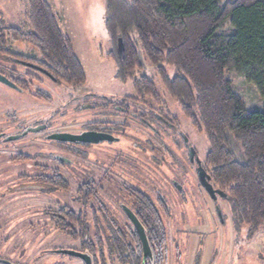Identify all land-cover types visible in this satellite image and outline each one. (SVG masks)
Listing matches in <instances>:
<instances>
[{
	"label": "rangeland",
	"instance_id": "rangeland-1",
	"mask_svg": "<svg viewBox=\"0 0 264 264\" xmlns=\"http://www.w3.org/2000/svg\"><path fill=\"white\" fill-rule=\"evenodd\" d=\"M46 1L72 41L87 84L81 88L56 84L38 72L0 59L4 74L14 72L12 77L28 87L20 92L0 82V132L11 137L44 127L18 140H0V264H84L54 253L82 247V237L71 234L79 232L78 225L66 214L89 224L87 242L93 243L98 264H124L110 253L109 227L123 233L127 250L138 253L134 226L121 206L135 210L140 193L163 217L167 235L164 264H264V227L249 237L247 228L234 220L226 200L213 201L200 186L197 164L189 162L179 132L188 137L201 163L209 153V142L167 95L151 66L146 64L138 77L145 75L157 84L162 104L146 98L145 102L136 99L138 105L128 102L127 111L116 107L125 97L136 96L133 83L123 84L114 62L106 58L111 46L100 22L105 0ZM27 12L28 0H0V29L29 33ZM4 35L15 56L41 59L34 46L13 41L7 32ZM167 72L174 74L172 67ZM226 75L248 108L264 109V97L253 85L233 69ZM151 108L177 118L176 132L155 123L160 134L155 137L138 119H149ZM105 123L119 125L115 133L119 141L69 146L49 139L55 133L82 135ZM56 156L70 164L56 161Z\"/></svg>",
	"mask_w": 264,
	"mask_h": 264
},
{
	"label": "trees",
	"instance_id": "trees-1",
	"mask_svg": "<svg viewBox=\"0 0 264 264\" xmlns=\"http://www.w3.org/2000/svg\"><path fill=\"white\" fill-rule=\"evenodd\" d=\"M105 5L100 22L111 46L106 58L114 62L116 76L123 84L133 83L136 96L125 97L116 107L127 111L128 102L138 105L136 99L145 102L146 98L162 104L157 84L145 75L138 77L146 64L151 66L184 117L206 135L209 153L202 164L209 183L225 194L236 223L247 228L249 237L254 235L264 227V109L248 108L226 72L233 69L264 97V0H226L223 4L220 0H105ZM27 21L32 30L29 33L19 28L0 29V59L33 63L50 74L56 84L84 87L85 70L51 5L46 0H28ZM228 25L230 29H226ZM5 32L13 41L37 48L41 59L12 54ZM167 67L173 68V76ZM3 70L0 67V74L22 92L28 89L12 77L16 76L14 72L7 76ZM138 119L151 121L157 138L160 134L155 123L176 132L177 118L157 114L153 108L149 119ZM107 125L119 127L106 123L101 126ZM98 126H90L88 131ZM53 182L58 183V179ZM135 203L132 211L145 228L153 255L145 264H164L167 235L161 212L142 193ZM66 215L78 225L79 232L71 234L82 237L79 252L89 254L93 264H98L96 249L87 242L89 224L80 218L74 221L73 214ZM109 229L110 253L124 264H142V245L135 228L138 253L127 250L122 232L113 226ZM97 240L102 242V238Z\"/></svg>",
	"mask_w": 264,
	"mask_h": 264
},
{
	"label": "water",
	"instance_id": "water-1",
	"mask_svg": "<svg viewBox=\"0 0 264 264\" xmlns=\"http://www.w3.org/2000/svg\"><path fill=\"white\" fill-rule=\"evenodd\" d=\"M120 47H122V41H119ZM20 64H22L23 66H27L30 68H34L37 69L41 72H43L44 74L48 73L43 70L42 68L35 66L33 64H29L26 62H21V61H17ZM0 82H2L3 84L16 89L17 91H21L13 82H11L8 78H6L4 75L0 74ZM44 129V127H36V128H31V129H27L26 131H24L22 134L19 135H15V136H11V137H6L5 141H13V140H18L24 136H26L28 133L30 132H40V130ZM183 141L186 143V145H188L189 143V139L188 137H186L184 134H181ZM50 140L52 141H58V142H65V143H75V144H91V143H99L102 141H111L112 137L106 134H102V133H98L95 131H87L86 133L82 134V135H72V134H66V133H55L52 134L49 137ZM188 153H189V161L191 164H197V168H196V175L198 176V181L200 186H202L204 188V190L206 191V193L208 194V196L210 198H212V200H217L218 197L225 199V194L218 189H215V187H212L211 184L209 183V177L203 167V164L201 163V160L198 157L197 152L195 151V149L192 146L188 147ZM177 188H180V185L177 186ZM122 210L124 211L125 215L127 216V218L130 220V222L132 223V225L134 226L141 245H142V252H143V263H146L147 259H152V250L147 238V234L145 231V228L143 227V225L141 224V222L139 221V219L137 218V216L135 215V213L129 209L126 206H122ZM217 212H218V216L220 218V220L222 221V211L217 207L216 208ZM57 253L59 254H63V255H67V256H71V257H75L78 258L80 260L83 261L84 264H93L92 262V258L89 254L87 253H82L79 251H75V250H58Z\"/></svg>",
	"mask_w": 264,
	"mask_h": 264
},
{
	"label": "flooded vegetation",
	"instance_id": "flooded-vegetation-1",
	"mask_svg": "<svg viewBox=\"0 0 264 264\" xmlns=\"http://www.w3.org/2000/svg\"><path fill=\"white\" fill-rule=\"evenodd\" d=\"M18 60H20V59H18ZM18 60H15V63L16 64H18V65H21L19 62H17ZM21 61H23V60H21ZM24 62V61H23ZM26 63H29V62H26ZM29 64H33V63H29ZM33 65H35V64H33ZM22 66V65H21ZM35 66H38V65H35ZM22 67H24V66H22ZM39 67V66H38ZM25 69H29V70H32V71H35V72H38V73H40V74H42V75H44V76H46L47 78H49L51 81H53L54 82V80H52L51 78H50V74H44L43 72H41V71H39V70H37V69H34V68H30V67H27V66H25ZM55 83V82H54ZM20 92H22V91H20ZM141 119V118H140ZM143 119V118H142ZM141 119V120H142ZM142 122V121H141ZM142 124H144L148 129H150V131L151 132H153L152 131V123H151V121H148V122H146V121H144V122H142ZM120 129H119V127H114V126H110V125H107V126H100V129H97V128H95V130H91V131H95V132H98V133H102V134H106V135H109V136H111L112 137V140L110 141V142H116V141H119V138L118 137H116L115 136V133H116V131H119ZM24 131H22V133H23ZM21 133V134H22ZM6 137L7 136H5L2 132H0V140H3V141H5V139H6ZM102 142H105V141H102ZM106 142H108V140L106 141ZM61 144H65V145H69V146H71L72 144H68V143H65V142H60ZM190 145H188L187 146V150H188V147H189ZM188 152V151H187ZM55 159H56V161H58V162H60V163H65V164H70V161H67V160H64V159H61L60 157H55ZM122 207V206H121Z\"/></svg>",
	"mask_w": 264,
	"mask_h": 264
},
{
	"label": "crops",
	"instance_id": "crops-1",
	"mask_svg": "<svg viewBox=\"0 0 264 264\" xmlns=\"http://www.w3.org/2000/svg\"><path fill=\"white\" fill-rule=\"evenodd\" d=\"M74 47V46H73Z\"/></svg>",
	"mask_w": 264,
	"mask_h": 264
}]
</instances>
